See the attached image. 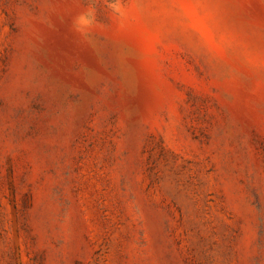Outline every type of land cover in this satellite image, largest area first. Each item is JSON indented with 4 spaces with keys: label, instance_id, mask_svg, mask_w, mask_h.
Masks as SVG:
<instances>
[{
    "label": "rangeland",
    "instance_id": "374dc122",
    "mask_svg": "<svg viewBox=\"0 0 264 264\" xmlns=\"http://www.w3.org/2000/svg\"><path fill=\"white\" fill-rule=\"evenodd\" d=\"M0 264H264V0H0Z\"/></svg>",
    "mask_w": 264,
    "mask_h": 264
}]
</instances>
